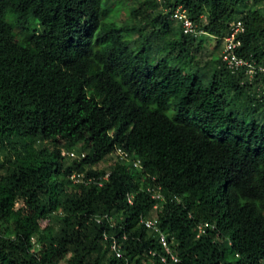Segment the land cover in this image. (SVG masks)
I'll return each instance as SVG.
<instances>
[{"label":"trees","instance_id":"trees-1","mask_svg":"<svg viewBox=\"0 0 264 264\" xmlns=\"http://www.w3.org/2000/svg\"><path fill=\"white\" fill-rule=\"evenodd\" d=\"M263 4L0 0V264H264V75L172 19L217 46L241 21L259 69ZM116 148L129 160L98 169Z\"/></svg>","mask_w":264,"mask_h":264},{"label":"built area","instance_id":"built-area-1","mask_svg":"<svg viewBox=\"0 0 264 264\" xmlns=\"http://www.w3.org/2000/svg\"><path fill=\"white\" fill-rule=\"evenodd\" d=\"M173 19L178 21L182 27V30L185 34L188 35H199V32L197 31L196 25L193 23V21L187 16L186 12L182 7H177L173 14ZM244 33V25L241 21H235L230 24L229 32L223 39V51H222V63L223 65L230 70L232 73H243L246 77V79L251 82L255 78L256 75L259 73L261 75H264V67H260L257 69L254 64L251 62H248L244 58L238 55V50L241 46V40L240 37ZM68 155L70 157H74L75 153L73 151L68 152ZM115 155L119 159H127V154L121 150L117 149L115 152ZM84 154L82 153L81 157H83ZM133 165L137 168H140V162L134 161ZM109 173L106 172L105 175L101 178L102 180L107 179ZM83 175L80 174H74L71 176L74 182L81 181V178ZM92 179V178H91ZM91 179H88L90 181ZM101 182V181H99ZM153 198L155 199H161L162 196L160 192H153L152 193ZM129 202H131V198H129ZM140 222L148 229H153L157 234L159 238V242L164 249L165 253L169 256L170 260L173 262H177L178 258L177 256L171 252L167 237L166 235L159 230L157 226V220L156 219H141ZM211 225L208 223H202L197 226V236H200L201 234L205 233L207 228H210ZM112 250L116 253L117 256H120L118 245L115 241L112 242ZM166 257H163L161 261L164 264H168Z\"/></svg>","mask_w":264,"mask_h":264},{"label":"rangeland","instance_id":"rangeland-1","mask_svg":"<svg viewBox=\"0 0 264 264\" xmlns=\"http://www.w3.org/2000/svg\"><path fill=\"white\" fill-rule=\"evenodd\" d=\"M263 13H264V4H263ZM119 19H121L122 21H124L126 19V11L123 8H121V13H120V17ZM32 26L34 27V24H32ZM38 25L36 24V27ZM204 41H205V50L207 51V53H205V55L203 56L204 58L207 59V54L209 51H211V53H219L222 50V42L219 46H217L216 40L214 38L208 37V36H202ZM67 152V151H65ZM116 160L115 156H111L109 157V159L105 160L104 162H101L97 165L98 169H105L107 168L110 164H112L114 161Z\"/></svg>","mask_w":264,"mask_h":264},{"label":"clouds","instance_id":"clouds-1","mask_svg":"<svg viewBox=\"0 0 264 264\" xmlns=\"http://www.w3.org/2000/svg\"><path fill=\"white\" fill-rule=\"evenodd\" d=\"M180 7V6H179ZM175 10V9H174ZM174 10H173V12H174ZM173 14V13H172ZM172 19H173V17H172ZM180 27H181V25H180V23L178 22V21H176L175 19H173ZM196 28H197V26H196ZM181 30H182V27H181ZM197 31L199 32V35H197V36H194V35H192V36H194V37H199V36H208L206 33H204V32H202V31H199L198 29H197ZM182 32H183V30H182ZM184 33V32H183ZM185 34V33H184ZM185 35H188V34H185ZM212 38V37H211ZM224 39V38H223ZM223 39H222V50H221V52H220V59H221V56H222V51H223ZM238 55H239V51H238ZM221 62H222V59H221ZM223 64V63H222ZM224 66V65H223ZM224 68H226L225 66H224ZM227 69V68H226ZM228 70V69H227ZM228 71H230V70H228ZM231 72V71H230ZM232 73V72H231ZM242 73V72H241ZM232 74H239V73H232ZM243 74V73H242ZM243 77L246 79V77H245V75L243 74ZM246 81H248L247 79H246ZM253 81H254V79H253ZM253 81H251V82H253ZM249 82V81H248ZM251 82H249V83H251ZM117 149H121V148H116L115 149V151L111 154V156H115L116 157V159H119V158H117V156L115 155V152H116V150ZM121 150H123V149H121ZM124 151V150H123ZM125 152V151H124ZM126 153V152H125ZM127 154V153H126ZM127 156H128V154H127ZM128 159V158H127ZM126 159V160H127ZM129 160V159H128ZM135 161H137V160H135ZM139 161V160H138ZM140 162V161H139ZM134 163V161H132V164ZM140 165H141V163H140ZM134 166V165H133ZM135 167V166H134ZM137 168V167H136ZM141 168V167H140ZM107 172V171H106ZM211 225V224H210ZM211 227H212V225H211ZM210 227V228H211Z\"/></svg>","mask_w":264,"mask_h":264}]
</instances>
